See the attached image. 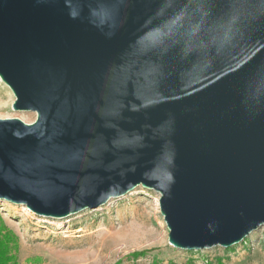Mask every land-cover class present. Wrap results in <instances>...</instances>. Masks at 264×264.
<instances>
[{"label":"water","instance_id":"obj_1","mask_svg":"<svg viewBox=\"0 0 264 264\" xmlns=\"http://www.w3.org/2000/svg\"><path fill=\"white\" fill-rule=\"evenodd\" d=\"M0 200L66 217L138 185L169 242L264 228V0H0Z\"/></svg>","mask_w":264,"mask_h":264},{"label":"rangeland","instance_id":"obj_2","mask_svg":"<svg viewBox=\"0 0 264 264\" xmlns=\"http://www.w3.org/2000/svg\"><path fill=\"white\" fill-rule=\"evenodd\" d=\"M15 99L0 77V118L33 122L37 112L14 109ZM0 218L18 237V247L13 243L18 264H264L263 227L230 247L176 248L169 242L160 193L142 185L102 206L60 218L0 200Z\"/></svg>","mask_w":264,"mask_h":264},{"label":"trees","instance_id":"obj_3","mask_svg":"<svg viewBox=\"0 0 264 264\" xmlns=\"http://www.w3.org/2000/svg\"><path fill=\"white\" fill-rule=\"evenodd\" d=\"M13 243L14 248L18 247V237L17 235L9 229L4 221L0 218V264H18L15 261V255L13 254ZM139 253H136L137 255ZM153 264H159L154 262ZM171 264H178L172 262ZM218 264H225L219 262Z\"/></svg>","mask_w":264,"mask_h":264}]
</instances>
